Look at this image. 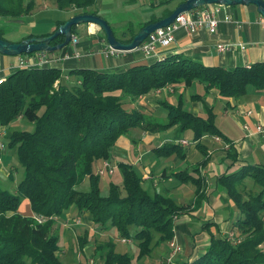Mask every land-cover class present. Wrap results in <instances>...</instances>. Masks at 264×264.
I'll return each mask as SVG.
<instances>
[{
	"label": "trees",
	"instance_id": "trees-1",
	"mask_svg": "<svg viewBox=\"0 0 264 264\" xmlns=\"http://www.w3.org/2000/svg\"><path fill=\"white\" fill-rule=\"evenodd\" d=\"M53 1L59 10L98 14L96 0ZM33 7L34 0H0V19L15 21L29 15ZM170 12L171 9H166L162 17ZM158 19L151 16L137 26L129 22L119 36L111 28L118 40L128 42L142 26ZM62 22L57 20L55 28ZM71 32L76 33V26ZM0 37L3 38L1 29ZM62 40L59 35L52 43ZM61 74V69L55 66L24 67L0 82V128L21 116L34 125L31 132L13 130L9 134L8 148L15 150L24 166V175L14 192L0 185V264H63L57 254L59 238L52 225L56 216L70 209H75L77 216L89 212L99 230L111 227L121 239L138 240L139 258L150 253L153 240L154 244L170 241L174 236V217L182 206L166 191L150 194L143 189L137 173L124 164L120 167L126 194L121 196L112 185L109 195L101 196L99 174L94 173L93 164L108 159L111 146L129 129L154 131L173 125L179 134L185 129L192 131V141L202 152L205 163L206 149L200 138L222 135L215 125L212 108L207 117H202L184 110L182 100L177 105L164 102L168 122L145 121L141 110L129 107L152 90L180 82L190 85L196 80L206 91L216 88L219 96L225 98L243 95L249 85L256 92L264 91V61L224 68L204 65L180 53L134 64L118 73L75 68L68 71L67 77L75 79L71 85L67 82L72 77L63 80ZM152 150L160 159L172 155L185 157V150L174 141ZM194 172L198 173L197 166L173 174L181 183L192 182L195 193L200 194V177H195ZM86 177L90 189L78 190L77 185ZM246 177L261 189L243 198L241 186ZM217 182L240 210L241 216L231 230L241 235L240 242L233 244L224 236L211 235L206 250L186 264H264V166L242 165L236 171L219 175ZM22 198L29 200L32 213L43 216L45 222L37 223L19 213ZM84 242L82 239L81 244ZM104 244L107 252L99 253L103 264L132 263V256L117 252L111 239Z\"/></svg>",
	"mask_w": 264,
	"mask_h": 264
},
{
	"label": "crops",
	"instance_id": "crops-1",
	"mask_svg": "<svg viewBox=\"0 0 264 264\" xmlns=\"http://www.w3.org/2000/svg\"><path fill=\"white\" fill-rule=\"evenodd\" d=\"M128 1L134 2L135 0ZM164 1L165 0H152L150 4L155 6L159 2ZM113 5L112 0H96L95 3L97 9L112 8ZM165 10L166 8L160 10L157 15L151 16L162 18V13ZM226 10L231 14V22L223 21L222 14H220V21L214 33H209L206 29H199L192 34H188L183 29H180L175 33V41L170 46L157 50L158 58L173 53H180L204 65H218L224 68L248 66L253 62L264 61V26L262 24V17L257 12L256 7L252 4L247 6L235 5L226 6ZM66 14L67 15L60 20H66L76 13L74 10H66ZM99 15L102 16V14ZM27 16H30V14ZM150 17L140 20L139 22H146ZM109 24L111 26V23ZM119 24H117V27L124 25ZM120 27L119 29L121 30L122 27ZM52 31L37 29L34 30V32L31 31L26 35H22L16 41L21 40L29 34L42 35ZM100 31L101 30L95 24L91 23L76 26L75 35L78 37V43L76 45L69 44L53 53L55 56L62 57L78 50L81 54L80 57H68L63 59L62 62L49 64L47 66L60 68L61 72L67 74L66 78L68 80L72 77H67L68 71L75 68H93L101 72L118 73L127 70L134 64L150 63L157 59L156 56L145 58L137 50L125 52L118 51L113 54L105 53L103 49L108 44L103 35L100 34ZM117 34L120 35L121 33L118 32ZM220 43L230 44L231 47L227 51L220 52L216 49V45ZM240 46H243V48H240ZM17 64L16 61L8 62L3 56H0V77H5L16 70ZM168 87L173 88L172 85ZM163 91L166 93L164 94ZM163 91L157 93L155 90H152L140 96L133 104L142 112L153 113L150 109L155 110L154 113L156 112L157 115H160L161 119L167 118L166 111L165 114L161 111V108H164V102L177 105L179 100H182V107L184 110L191 112L193 115H200L202 117H207L208 110L212 108L215 117V125L222 134L221 136L217 135L219 139L215 138L216 135H203L199 142L205 146L206 161L204 164L202 163L204 160V156L202 155L203 157H200L195 163L189 165L190 161L192 162L201 152L196 146V142L192 140L187 142V144H181L179 142L183 138L178 139L176 136H179V133H176V131L175 133L171 132V130L176 129V125L169 127L166 131L164 130L165 132L163 135L160 134L159 130H163L164 128L154 131H144L138 128L142 133L144 132L143 139L146 144L158 142V144L161 145L164 142L174 141L178 142L182 146V149H184L183 147L185 146L184 158L172 155L160 159L155 155V158H151L150 164L142 166L143 170L146 172L147 178L153 182V188H155V173L162 168L160 175L163 177V180L167 178L169 185L168 187H163L160 191L170 192V188L177 187L176 189H178L179 192L178 195H180L182 192H186L187 188L185 184H187V182L181 183L173 173L183 170L187 165L191 166L190 168L192 169L195 166L198 167V173L196 174L194 172V176L200 177V194L194 193V198L191 200L185 199L182 196L178 197V199L173 197L176 202L182 206V211H180L173 220V239L182 247L181 251L178 252L174 258L179 264H186L206 250L211 235L215 237L225 236L228 231L233 230V223L241 216L239 208L227 195L224 186L217 182V177L222 173L236 171L242 165L246 164L264 166V133H256L255 131L256 124L259 123L264 125V91L256 92L253 87L249 85L247 86L246 92L241 96L229 98L222 97L225 99V102L220 108V123L217 119L218 113L214 110L215 103L221 97L216 88H211L206 91L204 87V93H197L200 97L193 98V94H190L187 99L182 96V93L176 97L173 95L175 91L169 92L167 89ZM185 102H187V106ZM164 123L165 122L157 124ZM244 126H248V128ZM133 133H136V130ZM124 135L117 138L109 150L110 156L107 160L110 164L111 158L116 157V149L126 148L129 150L128 147L136 143V139H134L131 134L127 136ZM225 143H229L232 149H225ZM142 153H147V151L143 149ZM3 156L7 157L8 160L12 157V162L14 161L9 151L4 150L1 152L0 158H3ZM0 160L4 162L2 159ZM95 164L96 169L101 166L98 161H96ZM1 171L9 175L6 168H1ZM173 178H175V180ZM194 191L196 192V186ZM243 198H245L244 194ZM71 210L72 209L67 212L69 217L71 215ZM82 217L86 221V224L95 230L91 215L85 212L81 216H77L76 219L79 220ZM198 222L200 226H198ZM196 239L201 240L199 241L200 245H198ZM136 241L139 242L138 240ZM168 246L167 243L154 244L153 240L150 253L140 257L138 263L160 264L167 256V252L169 251Z\"/></svg>",
	"mask_w": 264,
	"mask_h": 264
},
{
	"label": "rangeland",
	"instance_id": "rangeland-1",
	"mask_svg": "<svg viewBox=\"0 0 264 264\" xmlns=\"http://www.w3.org/2000/svg\"><path fill=\"white\" fill-rule=\"evenodd\" d=\"M113 7L112 8H102L97 9L99 14H102V17L109 23H111L112 28L115 33H121L123 30V26L132 22L135 26H137L140 20L148 19L151 15H157L158 12L164 8L172 9L179 3L180 0H171L166 2L165 4L159 5H151L152 0H135L134 2H130L128 0H112ZM164 5V6H163ZM66 10H59L55 5L53 0H34V7L31 10L30 16L22 17L17 19L16 21H9L0 19V29L2 31L3 38L9 41H16L22 35H26L29 32L34 30H44V31H52L55 26V23L59 19H63L66 16ZM120 23V24H119ZM123 25V26H118ZM89 25V24H88ZM121 28V30L119 29ZM100 34L104 35L102 31ZM119 35V34H117ZM58 51V50H57ZM8 62L16 61L18 63V56L14 55H3ZM63 80H66V73L61 72ZM75 79L72 77L68 80V84H74ZM173 93L174 96H178L182 93V96L187 99L190 94L204 93V85L198 81H193L190 85H185L180 82L173 85ZM163 91V90H162ZM165 94L166 92L163 91ZM225 102V99L220 97L215 103V112L218 113L217 119L220 123V115H221V105ZM189 103V102H188ZM187 106V102H185ZM134 104L129 108H134ZM153 113L143 112L145 121L153 122V123H163L168 122L167 118H162L160 115H157L155 110L150 109ZM158 111V110H157ZM161 111L165 114L166 109L161 108ZM41 112V111H39ZM160 113V112H158ZM167 113V111H166ZM216 119V121H217ZM169 128V127H168ZM168 128H159L163 130H159L160 134H164V132ZM34 125L29 122L24 117H18L14 121L9 122L4 126V134L0 138V142H2L5 146V151H9L10 155L13 156L14 161L12 162V157L8 160L7 157L3 156L2 159L4 162L0 160V185L2 189H6L10 192H14L16 189V185L22 179L24 175V166L18 161L16 157V153L14 149H9V134L13 130H25V131H33ZM177 129V127H176ZM176 129L171 130V132L175 133ZM136 130V133H133ZM165 130V131H164ZM158 133V132H157ZM126 134V135H124ZM131 134L134 139H136V143L130 145L127 150L126 148L116 149V157L111 158L110 162L114 168L112 174H104L99 175L98 179V187L99 193L101 196H108L111 190V186L114 185L118 190L121 196L126 194V190L123 184V172L120 167V164H124L137 173L139 178L141 179V185L143 189L147 190L150 194H153L155 191H160L163 187H168L169 181L167 178H164L160 175L162 172V168L157 170L155 173L154 181L155 188H153V182H151L146 175V172L143 170L142 166L150 164L151 158H155V153L152 148L155 145H160L158 142H152L151 144H146L143 139L144 132L140 131L138 128H132L127 130L125 133L121 134L127 136ZM120 135V136H121ZM119 136V137H120ZM118 137V138H119ZM178 139H185L187 142L192 140V131L190 129H185L181 134H179ZM185 149V146L183 147ZM145 149L147 153H142V150ZM3 149H0V153L3 152ZM201 152V151H200ZM202 153V152H201ZM198 155L192 162L190 161L189 165L195 163L200 157H203L201 154ZM101 160L98 161L99 165H101ZM185 166L184 169L191 171V166ZM98 166V165H97ZM6 168L9 172L6 175L1 171V168ZM100 167V166H99ZM98 167V168H99ZM183 167V166H182ZM93 171L96 173V164H93ZM159 174V175H158ZM175 180V178H173ZM187 190L186 192H182L178 195V189L170 188V192L168 191V195L171 197L177 198L182 196L185 199H193L195 193V186L192 182L188 181L185 184ZM173 187V186H171ZM243 189V194L248 197L249 194H254L258 192L261 188L258 184L254 183V181L250 178H245L243 184L241 186ZM78 190L87 191L90 189V183L88 177L83 179L78 185ZM180 201V200H179ZM18 211L25 217L33 218V213L31 210L30 202L27 198H22L19 204ZM71 215L67 214V212H63L62 214L56 216L54 218V225H52L53 231L58 236V251L57 254L59 256L60 261L63 264H103V259L99 257V253L105 254L107 252V247L105 246V241L111 239L115 245V250L120 253H128L132 256V263L137 264L139 261V246L138 242L133 239L122 240L120 234L114 229H97L90 228L84 218H80L77 220V212L76 210L70 211ZM85 213V212H84ZM88 215L89 212H87ZM205 221V220H203ZM203 223V222H202ZM109 226V224H107ZM198 226L200 223L198 222ZM97 231V232H95ZM195 234V233H192ZM241 236V235H240ZM85 239L84 244H81V240ZM198 241V245H200V239H196ZM170 241L161 242L162 244L167 243L169 245ZM178 243V242H177ZM202 244V243H201ZM181 246V245H180ZM169 251H170V245ZM264 248V243L262 245ZM182 248V247H181ZM169 251L167 252V256L164 259H167L169 256ZM177 255V254H176ZM176 255L174 257H176ZM146 259V258H145ZM163 259V260H164ZM162 262V261H161ZM177 262V261H176ZM179 264V262H177ZM139 264V263H138ZM161 264V263H160Z\"/></svg>",
	"mask_w": 264,
	"mask_h": 264
},
{
	"label": "built area",
	"instance_id": "built-area-1",
	"mask_svg": "<svg viewBox=\"0 0 264 264\" xmlns=\"http://www.w3.org/2000/svg\"><path fill=\"white\" fill-rule=\"evenodd\" d=\"M222 14V20L231 22V14L226 10L225 5L221 4H207L200 7L193 8L186 12L179 13L175 19L168 25L161 27L146 36V38L138 45L137 51H139L145 58L155 57L158 59L157 50L159 48H166L170 46L175 41V33L183 29L188 34H192L199 29H206L209 33H214L220 21L219 15ZM262 17V16H261ZM262 24L264 26V18L262 17ZM78 43V37L75 34H72V37L67 44L76 45ZM231 47L230 44H217L216 49L220 52L229 50ZM243 48V46H240ZM105 53L113 54L115 51L111 49L108 45L103 49ZM80 52L78 50L73 51L71 54H66L65 56H55L53 52H43L35 51L32 53H24L19 55V60L17 68H33V67H44L51 64H57L62 62L63 59L68 57L79 58ZM4 77H0V82ZM57 81L54 83L56 86ZM167 89L169 92H173L172 87H161L157 88L155 91L160 93L162 90ZM248 128V126H244ZM256 133H264V125L256 124L255 126ZM4 130L0 128V138L3 136ZM219 139V137H215ZM181 144H187V141L182 139L179 141ZM230 147L229 143H225L224 148L228 149ZM0 149L5 150V146L0 142ZM114 171L113 166L109 163L107 159L102 160V164L99 168L96 169V173L99 175L112 174ZM33 220L37 223L45 222V218L40 215L33 214ZM227 240L233 244L240 242L241 237L238 233L234 231H228L226 235ZM125 240V239H122ZM170 252L167 259L162 260L161 264H178L174 256L181 251V246L175 239H171L169 242Z\"/></svg>",
	"mask_w": 264,
	"mask_h": 264
},
{
	"label": "water",
	"instance_id": "water-1",
	"mask_svg": "<svg viewBox=\"0 0 264 264\" xmlns=\"http://www.w3.org/2000/svg\"><path fill=\"white\" fill-rule=\"evenodd\" d=\"M215 3L225 6H247L252 4L256 7L257 12L264 18V0H184L179 2L168 15L142 26L133 35L130 41L122 42L116 38L110 24L100 15L78 13L64 20V22L60 23L47 35L26 36L16 42L0 37V54L18 56L35 51L55 52L61 50L67 46L72 37V27L85 23L95 24L104 33L105 40L111 49L119 52L133 51L137 49L138 45L148 34L171 23L179 13L189 11L202 5ZM59 35L63 36V40L58 43H52Z\"/></svg>",
	"mask_w": 264,
	"mask_h": 264
}]
</instances>
